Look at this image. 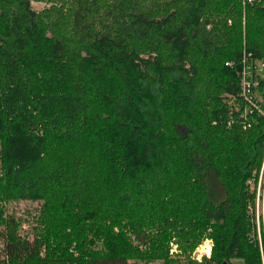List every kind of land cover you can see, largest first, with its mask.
<instances>
[{
  "label": "trees",
  "instance_id": "obj_1",
  "mask_svg": "<svg viewBox=\"0 0 264 264\" xmlns=\"http://www.w3.org/2000/svg\"><path fill=\"white\" fill-rule=\"evenodd\" d=\"M257 61L264 0H0V264H261Z\"/></svg>",
  "mask_w": 264,
  "mask_h": 264
},
{
  "label": "rangeland",
  "instance_id": "obj_2",
  "mask_svg": "<svg viewBox=\"0 0 264 264\" xmlns=\"http://www.w3.org/2000/svg\"><path fill=\"white\" fill-rule=\"evenodd\" d=\"M45 7L43 3H31V8L34 11H40ZM257 70L260 74L263 73L264 64L260 61H257ZM248 189L253 195V200L248 204V211L253 219L252 221V230H251V240L255 242L258 246L260 252L261 264H264V212H262L261 207H257V194L260 188H264V154L259 169L254 173V177L250 179L247 183ZM215 191L217 190L214 186ZM8 214H13L16 219L21 220V231H31V226L33 225V217L36 213L37 204L31 201H10L6 204ZM22 233V232H21ZM208 248V252H206ZM212 248V241L210 238L205 237L201 244H199L196 249L192 252V257L197 261H200L202 257H209ZM1 249V246H0ZM169 253L176 254L178 253V247L175 241H171L169 246ZM129 264H160L159 261H150L149 263L145 262H135L130 261ZM233 264H243L241 260H233Z\"/></svg>",
  "mask_w": 264,
  "mask_h": 264
},
{
  "label": "built area",
  "instance_id": "obj_3",
  "mask_svg": "<svg viewBox=\"0 0 264 264\" xmlns=\"http://www.w3.org/2000/svg\"><path fill=\"white\" fill-rule=\"evenodd\" d=\"M250 86L251 85L247 81L243 83V94H245V97L250 91ZM257 195V207H261L262 212H264V188H262V192H260L259 188Z\"/></svg>",
  "mask_w": 264,
  "mask_h": 264
},
{
  "label": "bare ground",
  "instance_id": "obj_4",
  "mask_svg": "<svg viewBox=\"0 0 264 264\" xmlns=\"http://www.w3.org/2000/svg\"><path fill=\"white\" fill-rule=\"evenodd\" d=\"M206 252H208V248H207Z\"/></svg>",
  "mask_w": 264,
  "mask_h": 264
},
{
  "label": "crops",
  "instance_id": "obj_5",
  "mask_svg": "<svg viewBox=\"0 0 264 264\" xmlns=\"http://www.w3.org/2000/svg\"><path fill=\"white\" fill-rule=\"evenodd\" d=\"M232 263H233V261H232Z\"/></svg>",
  "mask_w": 264,
  "mask_h": 264
}]
</instances>
